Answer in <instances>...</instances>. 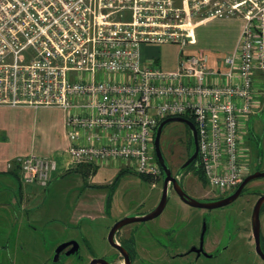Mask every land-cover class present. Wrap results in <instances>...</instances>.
I'll return each mask as SVG.
<instances>
[{
    "label": "built area",
    "instance_id": "2783aa9c",
    "mask_svg": "<svg viewBox=\"0 0 264 264\" xmlns=\"http://www.w3.org/2000/svg\"><path fill=\"white\" fill-rule=\"evenodd\" d=\"M143 2L138 12L136 0H0V106L82 107L85 116L66 121L71 164L122 159L153 180L163 175L155 155L158 126L190 116L208 187L213 196L227 195L250 173L245 128L263 108L264 7L240 0L234 9L207 12L215 18L237 11L245 21L225 73L210 70L203 54L185 56L177 71L167 72L143 65L139 45L184 47L183 9L175 11L179 23L161 25L171 33L147 31L149 12L167 0ZM220 76L224 83L216 82ZM16 163L25 184L46 187L53 179V157Z\"/></svg>",
    "mask_w": 264,
    "mask_h": 264
},
{
    "label": "rangeland",
    "instance_id": "374dc122",
    "mask_svg": "<svg viewBox=\"0 0 264 264\" xmlns=\"http://www.w3.org/2000/svg\"><path fill=\"white\" fill-rule=\"evenodd\" d=\"M136 1L139 12L140 9H143L144 2L143 0ZM170 1L171 4H169ZM246 1L248 3L254 1L258 3V7H264V0ZM239 2L240 0H167L162 8L153 6L149 12L153 23L145 30L171 33L172 28L164 29L161 25L163 23L168 25L179 23L176 19V9H183L182 16L185 25L187 19L195 17L197 9H201L203 15L211 18L207 12L220 8L231 10L237 7ZM257 11L256 8L253 14ZM165 13L167 17L162 19ZM233 17L243 18L237 11ZM164 48L171 56L175 55L180 47L166 45ZM27 54L24 53L23 57L25 58ZM189 139V132L182 123H171L163 131L161 150L176 175H179L180 167L189 158ZM244 140L245 148L248 149L246 158L250 162V169L264 171V111L249 118ZM82 178L83 176L79 172L59 178L58 181H64L62 190L69 195L66 204L60 197L52 198L50 195L52 199H47V196L52 194L48 191L44 192L42 200L33 202L34 214L37 213L44 222L49 219L53 220L49 227L45 225L46 223L33 222L31 220L33 216L23 210L20 212L21 221L18 228H15L13 233L9 230L8 232L0 231V234L8 236L0 239V264H90L94 259L101 257L99 255L103 253H107L110 260L112 258L110 255L114 253L112 246L108 243L111 229L125 218L141 217L152 213L159 206L163 195V177L149 181L141 175L126 174L121 178L113 200H111L109 215L85 217L79 223L76 220L72 222L70 221L71 212L74 210L78 198L83 200L89 197V192H84V189L78 185ZM179 179L182 180L181 185H185L193 194L194 199L205 202L206 199L214 198L208 184L205 185L201 182L192 171L185 170L179 175ZM257 182L261 184L257 189H254L257 190V193L250 195L251 191L247 189L245 194L234 203L214 210L189 207L178 196L169 192V200L162 215L148 222L127 225L122 229L121 234L129 233L141 247H146L149 244L158 247L157 253L150 255L148 261L145 259L143 264H264V260L256 252L252 233L254 207L260 195H264V178ZM253 185H257V183ZM13 192L19 196L16 188L13 189ZM55 192H60V190H55ZM107 193L109 192H99L98 194L107 195ZM13 200L17 202L16 199ZM60 202H63L61 207L66 205L61 212H59ZM0 208L3 210L2 212H6L4 206H0ZM260 223L264 246V209L260 216ZM20 229L21 235H19ZM69 240L78 243L79 250L72 255L55 259L53 257L55 251L63 242ZM202 240L209 251L215 248V252L213 251L210 257L202 256L198 259L191 254L189 257H176L179 252L192 251L193 246L200 244ZM30 244L32 245L29 246ZM4 245L5 247H3ZM45 246L50 251L49 261L41 258ZM31 248H34L35 251L33 252Z\"/></svg>",
    "mask_w": 264,
    "mask_h": 264
},
{
    "label": "crops",
    "instance_id": "0c3cea01",
    "mask_svg": "<svg viewBox=\"0 0 264 264\" xmlns=\"http://www.w3.org/2000/svg\"><path fill=\"white\" fill-rule=\"evenodd\" d=\"M244 23L242 17L210 18L205 15L191 17L185 23L186 45L184 47L179 43L169 41L141 43L139 45L140 60L143 65H151L169 72L179 69L183 57L203 54L207 57V65L210 70L225 73L228 70L226 59L233 56ZM166 45L179 46L180 48H177L175 55L170 56L165 51L164 47ZM99 78L104 79L107 76ZM120 78L122 79V77ZM214 78L218 83L225 82L223 76ZM257 87H260V84ZM260 104L263 105L262 111H264V94L260 97ZM71 114L85 116L83 108L79 106L74 107L71 112L58 106H0V206H4L6 210V212H2L3 210L0 208V231L8 232L9 230L13 233V230L18 228L17 226L21 221L20 212L23 210L28 215L33 216L31 218L33 222L46 223L45 225L49 227L53 220L49 219L44 222L42 217H39L37 213L34 214L33 202L42 200L44 192L48 191L52 194H49L47 199L60 197L66 204L69 195L62 190V182L64 181L58 180L68 174L79 172L83 178L78 185L84 189V192H89L88 198L86 197L83 200L78 198L75 208L71 212L70 221L76 220L77 223L85 217L109 215L111 208L108 210L107 205L110 198L113 200L121 178L130 173L139 175L122 159L101 161L100 164L82 163L73 166L67 151L69 142L66 135V121ZM29 155H36L41 158L53 157L55 159L56 168L53 179L48 186L25 184L22 181L16 162L19 158ZM117 178H119V182L112 189L111 187H114ZM14 188H16L19 196L13 194ZM55 190H60V192H55ZM107 191L109 192L107 195L98 194ZM50 195L52 198H50ZM13 199H16L17 202ZM62 203L60 202V207ZM65 204L59 209V212L65 208ZM50 208L52 207L50 206ZM19 231V235H21V229ZM4 236L7 235L0 234V239ZM142 248L148 253L149 257L157 253L156 249L158 247L149 244ZM31 249L33 252L35 251L34 248ZM44 249L41 258L46 261L50 259V251L47 246ZM99 256L101 257L98 259L106 257L107 253Z\"/></svg>",
    "mask_w": 264,
    "mask_h": 264
},
{
    "label": "water",
    "instance_id": "95a60500",
    "mask_svg": "<svg viewBox=\"0 0 264 264\" xmlns=\"http://www.w3.org/2000/svg\"><path fill=\"white\" fill-rule=\"evenodd\" d=\"M171 123H182L188 127V129L191 132L192 136V142H193V148L191 151V155L189 159L186 161V163L181 167L179 170V175L184 172L191 164H193L199 155V137H198V131L196 128L195 123L190 121L189 119H186L184 117H170L165 120H163L160 125L157 128L156 136H155V155L158 163L161 166L163 177H164V189H163V195L162 199L160 201L159 206L154 210L152 213L144 216V217H134V218H125L122 221L118 222L110 231L108 235V241L109 243L114 247L119 249L126 257V261L129 262V257L127 255V251L119 246L115 241V235L116 233L124 226L137 223V222H148L151 220H154L158 218L163 211L165 210L168 200H169V182L173 184V188L175 192L181 197L182 200H184L187 204H189L192 207L195 208H202V209H216L220 207L227 206L231 204L233 201H235L239 195L241 194L242 190L246 186V184L252 180L258 179V178H264V172H256L255 174L249 176L237 189V191L230 197H227L223 200L217 201V202H201L197 199H194L187 195L185 191L181 188L179 184V175L173 176L171 169L169 168V165L167 164V160L161 150V137L163 134L164 129ZM264 203V198H261L256 205L254 215H253V231H254V237L256 240L257 250L264 258V255L261 251V223H260V210L262 207V204ZM68 246H73V248L68 252V255H72L76 253L79 250V244L72 241L69 243H66L62 245L59 250H57V254L67 248ZM91 264H110L106 259H94Z\"/></svg>",
    "mask_w": 264,
    "mask_h": 264
},
{
    "label": "flooded vegetation",
    "instance_id": "af4514ba",
    "mask_svg": "<svg viewBox=\"0 0 264 264\" xmlns=\"http://www.w3.org/2000/svg\"><path fill=\"white\" fill-rule=\"evenodd\" d=\"M189 159V158H188ZM167 160V159H166ZM186 163V162H185ZM184 163V164H185ZM167 164L169 165V162H168V160H167ZM183 164V165H184ZM182 165V166H183ZM181 166V167H182ZM181 167H180V169H181ZM169 168L171 169V172H172V174H173V176H176V174H174V171H173V169L170 167V165H169ZM179 169V170H180ZM187 171H192V169H190V170H187ZM179 172V171H178ZM256 172H264V171H260V170H256V171H252L251 169H250V173L243 179V181H242V183L249 177V176H251V175H253V174H255ZM192 173L194 174V172L192 171ZM195 175V174H194ZM196 176V175H195ZM162 177H163V175H162ZM164 178V177H163ZM260 179H263V178H258V179H255V180H252V181H250V182H248L247 184H246V186L244 187V189L242 190V192H241V194L239 195V197L236 199V200H238L240 197H242L244 194H245V192H246V190L247 189H250V195H252V194H255V193H257V190H254V189H257L258 188V186H260L261 184L260 183H258L257 181H259ZM179 182V184H180V186H181V188L185 191V193L187 194V195H189L190 197H192L193 198V194L185 187V185H181V183H182V180H179L178 181ZM241 183V184H242ZM255 183H257V185H253V184H255ZM240 184V185H241ZM240 185L238 186V188L240 187ZM254 186H256V187H254ZM237 188V189H238ZM164 189V188H163ZM237 189L236 190H234V191H232L231 193H229V194H227V195H224V196H214V198H210L209 200H205V199H203V200H205V202H217V201H220V200H223V199H225V198H227V197H230V196H232L236 191H237ZM169 192L170 193H172V194H175L176 196H178L179 197V199L185 204V205H187V206H189V207H192V206H190L189 204H187L184 200H182L181 199V197L175 192V190H174V188H173V184L171 183V182H169ZM261 198H264V195H260V197H259V199H258V201H257V203H256V205L258 204V202H259V200L261 199ZM201 199V198H200ZM235 200V201H236ZM235 201H233L232 203H234ZM231 203V204H232ZM230 205V204H229ZM256 205H255V207H254V211H255V208H256ZM228 206V205H227ZM225 207V206H224ZM192 208H195V207H192ZM221 208V207H220ZM196 209H202V208H196ZM216 209H218V208H216ZM263 209H264V203L262 204V207H261V210H260V216H261V213H262V211H263ZM204 210H214V209H204ZM254 211H253V215H254ZM162 215V214H161ZM141 217H144V216H141ZM138 223V222H137ZM134 224V223H133ZM130 225V224H129ZM127 226V225H126ZM125 227V226H124ZM124 227H122L117 233H116V235H115V241H116V243L119 245V246H121L122 248H124L126 251H127V255H128V257H129V262L128 261H126V257H125V255L119 250V249H117V248H114L110 243H109V241H108V243L112 246V248H113V250H114V253H113V255H111L110 257H112L110 260H109V257L107 256V257H102V258H100V259H106L110 264H143L144 263V260L146 259L147 261H148V253L147 252H145L144 250H143V248L134 240V238H133V236L132 235H130L129 233H124L123 232V234H121V231H122V229L124 228ZM252 233H253V239H254V242H255V248H256V252H257V254L264 260V258L262 257V255L258 252V250H257V245H256V240H255V237H254V231H253V217H252ZM118 236V237H117ZM262 241H263V238H262V232H261V244H260V247H261V251H262V253H263V255H264V246H263V244H262ZM69 242H72V241H69ZM69 242H63L62 244H61V246L62 245H64V244H66V243H69ZM126 242H128V243H126ZM60 246V247H61ZM59 247V248H60ZM59 248H58V250H59ZM73 248V246H68L67 248H65V249H63V250H61L58 254H57V251H55V255L57 256H53V257H55V259H59V258H61L62 256H67L68 255V252L71 250ZM215 250V248L213 249V250H210L209 251V248H207V245L205 244V242L202 240L201 242H200V244H198V245H196V246H193V249H192V251H189V252H179L177 255H176V257H181V258H184V257H189L190 256V254L191 255H193V256H196V258H201L202 256H205V257H210L211 255V253H213V251ZM215 252V251H214ZM69 256V255H68ZM49 261V260H48ZM91 264V263H90Z\"/></svg>",
    "mask_w": 264,
    "mask_h": 264
},
{
    "label": "trees",
    "instance_id": "16d2710c",
    "mask_svg": "<svg viewBox=\"0 0 264 264\" xmlns=\"http://www.w3.org/2000/svg\"><path fill=\"white\" fill-rule=\"evenodd\" d=\"M184 118L186 119H189L190 121H192L193 123H195L194 119L190 116H184ZM186 126V125H185ZM188 132H189V135H190V139H189V145H190V154H189V157L191 155V151H192V148H193V142H192V136H191V132L190 130L188 129V127L186 126ZM18 165V164H17ZM18 168L19 165H18ZM192 169V171L194 172V174L197 176V178L203 182L205 185H207V180L205 178V175H204V171L203 169L200 167V163H199V158H197V160L191 164L187 169V170H190ZM20 170V169H19ZM185 171V170H184ZM143 178H145L146 180H149V181H154L152 178L150 177H147V176H142ZM119 182V178L116 179L115 183H114V187H111L112 189H114L116 186H117V183ZM113 191V190H112ZM111 198L109 199V202H108V205H107V209L110 210L111 208Z\"/></svg>",
    "mask_w": 264,
    "mask_h": 264
}]
</instances>
